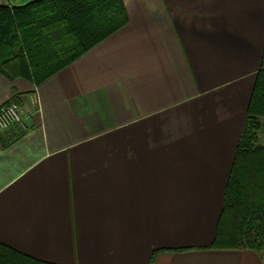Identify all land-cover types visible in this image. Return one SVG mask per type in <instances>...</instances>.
<instances>
[{"label": "crops", "instance_id": "crops-1", "mask_svg": "<svg viewBox=\"0 0 264 264\" xmlns=\"http://www.w3.org/2000/svg\"><path fill=\"white\" fill-rule=\"evenodd\" d=\"M9 4L0 0V5ZM128 22L0 133V244L50 264H264L211 248L264 55V0H124Z\"/></svg>", "mask_w": 264, "mask_h": 264}, {"label": "trees", "instance_id": "trees-1", "mask_svg": "<svg viewBox=\"0 0 264 264\" xmlns=\"http://www.w3.org/2000/svg\"><path fill=\"white\" fill-rule=\"evenodd\" d=\"M0 71L40 85L128 22L124 0H8ZM264 55L211 248L264 252ZM0 264H50L0 244Z\"/></svg>", "mask_w": 264, "mask_h": 264}, {"label": "built area", "instance_id": "built-area-1", "mask_svg": "<svg viewBox=\"0 0 264 264\" xmlns=\"http://www.w3.org/2000/svg\"><path fill=\"white\" fill-rule=\"evenodd\" d=\"M12 128H17L21 132H25L30 128L22 106L15 98L10 99L0 107V133Z\"/></svg>", "mask_w": 264, "mask_h": 264}, {"label": "rangeland", "instance_id": "rangeland-1", "mask_svg": "<svg viewBox=\"0 0 264 264\" xmlns=\"http://www.w3.org/2000/svg\"><path fill=\"white\" fill-rule=\"evenodd\" d=\"M263 121H264V120H263ZM262 134H263V133L260 134V137H261V138H260V142H261L262 144H264V135H262Z\"/></svg>", "mask_w": 264, "mask_h": 264}]
</instances>
